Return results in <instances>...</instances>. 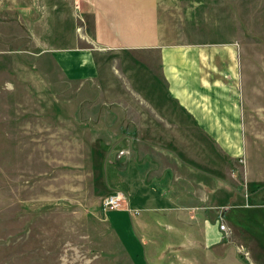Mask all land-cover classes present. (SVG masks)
Masks as SVG:
<instances>
[{
  "label": "rangeland",
  "instance_id": "374dc122",
  "mask_svg": "<svg viewBox=\"0 0 264 264\" xmlns=\"http://www.w3.org/2000/svg\"><path fill=\"white\" fill-rule=\"evenodd\" d=\"M78 5L0 0V264H153L152 246L162 240L144 237L152 226L142 231L129 218L139 210L123 190L107 189L108 164L125 150L95 140L101 127L86 125L103 117L97 84L65 78L53 63L54 48L67 47L65 36L81 31ZM157 9L165 42L234 48L257 118L250 144L258 175L251 179H264V0H157ZM245 177L239 174L237 183ZM112 190L124 193L129 212L101 207ZM254 200L225 215L233 233L216 220L215 246L190 221V248L182 256L188 260L177 264H264V203ZM171 240L179 249L184 239ZM225 247L227 253L233 247L230 262L218 258Z\"/></svg>",
  "mask_w": 264,
  "mask_h": 264
},
{
  "label": "crops",
  "instance_id": "0c3cea01",
  "mask_svg": "<svg viewBox=\"0 0 264 264\" xmlns=\"http://www.w3.org/2000/svg\"><path fill=\"white\" fill-rule=\"evenodd\" d=\"M78 3L81 31L65 36L67 47L54 48L53 63L65 78L99 88L103 117L86 125L101 127L95 140L125 150L107 160L105 182L127 194L129 206L139 210L129 218L142 231L152 226L144 237L162 239L152 244V263L188 260L182 256L190 248V221L203 242L215 246L221 235L216 220L227 224L225 215L246 199L264 203V191L257 190L264 183L248 185L264 179H251L258 175L250 144L257 118L236 52L231 45L165 42L157 0ZM155 49L158 54H150ZM242 173L246 180L238 184ZM157 215L164 222L154 221ZM173 221L182 228H166ZM173 238L185 240L179 249L171 248ZM225 249L218 258L229 261Z\"/></svg>",
  "mask_w": 264,
  "mask_h": 264
},
{
  "label": "built area",
  "instance_id": "2783aa9c",
  "mask_svg": "<svg viewBox=\"0 0 264 264\" xmlns=\"http://www.w3.org/2000/svg\"><path fill=\"white\" fill-rule=\"evenodd\" d=\"M101 207L105 210L120 208L129 212V206L122 191L112 190L108 192L101 200ZM219 228L225 230V224L220 223Z\"/></svg>",
  "mask_w": 264,
  "mask_h": 264
}]
</instances>
